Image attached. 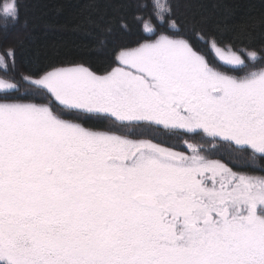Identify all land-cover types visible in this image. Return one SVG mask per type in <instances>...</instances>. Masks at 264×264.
<instances>
[{"label": "snow or ice", "instance_id": "6c2138e0", "mask_svg": "<svg viewBox=\"0 0 264 264\" xmlns=\"http://www.w3.org/2000/svg\"><path fill=\"white\" fill-rule=\"evenodd\" d=\"M100 3L99 65L0 44V264H264V31Z\"/></svg>", "mask_w": 264, "mask_h": 264}, {"label": "trees", "instance_id": "16d2710c", "mask_svg": "<svg viewBox=\"0 0 264 264\" xmlns=\"http://www.w3.org/2000/svg\"><path fill=\"white\" fill-rule=\"evenodd\" d=\"M91 0H20L21 22L7 35L0 34V44L23 43L27 54L39 53L53 61L85 60L99 65L106 57L105 48L99 47L103 38V21L99 14L88 10ZM122 0H101L100 8L107 10L108 16L118 15ZM146 3L151 0H145ZM174 12L182 20H203L211 28L217 23L245 24L257 33L264 31V0H171ZM230 10V14L226 12ZM141 10L128 9V15ZM149 10L142 14L147 18ZM91 15L101 27L86 23ZM26 21V23H25ZM119 34L108 37V43H119ZM209 57L214 54L209 51ZM23 71L20 58H17V72ZM2 75V72H0Z\"/></svg>", "mask_w": 264, "mask_h": 264}]
</instances>
